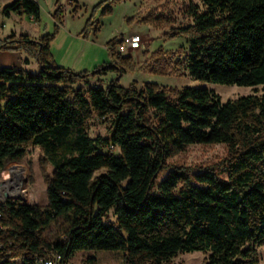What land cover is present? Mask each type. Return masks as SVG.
<instances>
[{
	"label": "trees",
	"instance_id": "1",
	"mask_svg": "<svg viewBox=\"0 0 264 264\" xmlns=\"http://www.w3.org/2000/svg\"><path fill=\"white\" fill-rule=\"evenodd\" d=\"M124 1H99L80 35L97 34L96 13L111 15ZM199 1L202 9L189 6L186 26L155 14L137 20L167 29L166 39L187 41L180 58L183 48L168 56L153 52L148 73L181 77L187 70L198 81L262 86V93L221 102L205 88L148 82L139 88L136 81L122 87L117 78L104 88L93 85L90 78L132 71V59L115 52L114 37L105 44L111 61L91 71L54 65L50 42L63 22L61 0H55L51 33L0 37V52H21L26 64L34 59L39 66L36 74L0 67V170L30 148L40 149L42 163L52 167L45 206L0 201V264H39L37 258L54 254L67 264L80 251H123V264H171L178 254L196 251L207 255L204 264H258L256 248L264 246V0ZM78 9L75 4L72 12ZM1 13L40 22L34 0H12ZM94 117L108 124L107 137L89 136ZM217 144L226 147V157L216 166L195 171L168 162L190 145ZM112 207L115 223L105 219ZM54 222L61 223L50 240L44 234ZM80 264L97 261L87 257Z\"/></svg>",
	"mask_w": 264,
	"mask_h": 264
},
{
	"label": "rangeland",
	"instance_id": "2",
	"mask_svg": "<svg viewBox=\"0 0 264 264\" xmlns=\"http://www.w3.org/2000/svg\"><path fill=\"white\" fill-rule=\"evenodd\" d=\"M7 0H0V24H4V36L9 35L10 31L19 34L22 29L23 34H32L34 25L28 20L29 16L22 14L21 22L16 18L18 15L12 17H5L1 11ZM66 2V0H64ZM80 10L77 16H74L70 11V7H74L76 3L71 2V5L65 3L66 18L73 16L75 25L85 16L91 13V9L101 0H76ZM197 5L202 9L199 0H125L119 4H114V13L111 16H101L96 13L95 17L99 23L98 41L106 42L119 35L128 37L131 33H137L141 38V45L139 47L140 58L132 54L133 62L135 63V70L127 71L125 74L118 76L116 73L108 72L98 81L90 78L93 85H101L102 88L106 84L117 78L120 86L127 87L132 81H136L137 87H141L143 83H155L160 87L170 89H180L182 87H197L205 88L213 94L219 96L221 102L228 99H235L241 96L250 94H260L263 91L262 86L258 87H240V86H224L218 84H210L193 79L187 70L183 71L181 77L174 76H160L150 74L147 71L154 60L155 56L151 54L158 49L166 56L183 48L181 53L177 56L180 58L184 55L187 48V41L185 37H177L174 39L164 38V33L168 30H157L147 25L138 24L137 20L147 14H155L167 17L170 19L172 25L186 26L191 24V19L188 16V8L190 5ZM52 7L50 0H45L40 6V23L48 25V33L53 31L51 24L50 13ZM125 16V17H124ZM71 20V18H70ZM129 20V21H128ZM83 25H81V29ZM2 30V29H1ZM19 32V33H18ZM132 35V34H131ZM1 36V35H0ZM76 43L74 42L73 45ZM124 56L123 54H121ZM22 58H26L23 53L16 51L0 52V67H15L20 68L28 73L36 74L39 66L36 61L29 59L27 64L23 63ZM70 69L75 72L82 70ZM112 75V76H111ZM118 76V77H117ZM96 78V77H95ZM89 136L91 138H105L108 136V124L103 120L94 117L89 124ZM110 152H116V149H109ZM226 157V147L222 144L217 145H190L182 152L171 158L168 162L175 167H191L197 171L199 169L207 168L208 166H216ZM42 153L38 148H30L27 155L20 162L8 163L0 170V192L5 195H11V200L21 202L27 205L45 206L47 204L46 182L45 175L50 176L52 167L42 163ZM45 170V173L43 172ZM166 172H162L156 182L160 181ZM216 173L225 178L221 167L216 168ZM97 175V174H96ZM4 197V196H3ZM107 221L115 223L116 217L114 214V207H112L105 218ZM61 222H54L44 236L50 240L56 237ZM258 264H264V246L257 247ZM52 256V255H51ZM48 256V257H51ZM87 257L95 258L97 264H123L125 253L123 251H80L73 256L67 264H80L81 260ZM207 255L203 252H192L178 254L171 260V264H204Z\"/></svg>",
	"mask_w": 264,
	"mask_h": 264
},
{
	"label": "crops",
	"instance_id": "3",
	"mask_svg": "<svg viewBox=\"0 0 264 264\" xmlns=\"http://www.w3.org/2000/svg\"><path fill=\"white\" fill-rule=\"evenodd\" d=\"M11 1L12 0H7V1L3 2L2 4H4V6H5L6 4L10 3ZM34 1L39 5V8H40L41 4L45 0H34ZM68 1L69 0H66V2H68ZM70 1H72L78 5L76 0H70ZM66 2L64 0H61V3L63 4L64 11H65L64 17H63V22H62V25L59 26L58 31H57L54 39L50 42V53H51L53 64L56 66H59V67H63V68H72L75 70L78 69V70H82V71H91L92 69L100 66L103 63L110 62L111 61V54L105 46L107 41L102 42V43H101V41H98L97 37H98L99 33H97L95 35L93 33H90L88 35V37H86V38H84L82 35H80V32L82 30L81 25L84 26L85 20L88 18V14L85 15L77 23V25H75V22H73V20H72L73 16L66 18V10H67L65 8ZM50 4L52 7V11H51L49 16L51 19V14L55 8V0H50ZM115 9L113 7V13H114ZM72 10H73V7H70V11L68 9V12L72 13L74 16H77L78 15L77 13L80 11V10H78L77 13L74 14L72 12ZM13 14L18 15L20 18H16V20L18 22H21V19H22L21 17L23 15L18 14V13H10L8 18L12 17ZM70 18H71V20H70ZM96 18L97 17H95V20H96ZM28 20L30 22H32L30 17L28 18ZM51 24L53 27L54 22L52 19H51ZM33 25H34V28L32 29L33 30L32 34H26V35H29L30 37H32L34 39H38L42 35L48 33L47 32L48 31V25L42 24L40 22L39 23H33ZM3 29H4V24L1 22V24H0V35L1 36L0 37H4ZM19 32L23 33L22 29L19 30ZM10 33L16 34V32H14V31H10ZM131 34H137V33H131ZM131 34H129V35H131ZM5 36H7V35H5ZM121 36H124V35H122V34L119 35L117 37V39ZM74 42L76 43L75 45H73ZM131 53H134V55H136L138 60H139V58H140L139 49L129 51L125 55L130 56L132 59ZM24 56H26V55L24 54ZM26 59L27 58H22V61L25 64H26V62H25ZM32 60H34V59H32ZM28 62H29V59H28ZM132 62H133V59H132ZM133 70H135V63L134 62H133ZM103 76H105V75H103ZM103 76H100V78ZM100 78L94 77V79H96L98 81H102V80H100Z\"/></svg>",
	"mask_w": 264,
	"mask_h": 264
},
{
	"label": "built area",
	"instance_id": "4",
	"mask_svg": "<svg viewBox=\"0 0 264 264\" xmlns=\"http://www.w3.org/2000/svg\"><path fill=\"white\" fill-rule=\"evenodd\" d=\"M68 5H71L70 0L67 2ZM118 44H116L114 50L118 54H127L129 51L137 50L141 44V38L138 34L128 35V37L121 36L118 38ZM109 149H114L112 146ZM4 196V197H3ZM11 195H5L0 192V201L11 200ZM14 201V200H12ZM21 203V202H20ZM40 264H61V257L57 254L52 255L51 257L37 258L36 259Z\"/></svg>",
	"mask_w": 264,
	"mask_h": 264
},
{
	"label": "bare ground",
	"instance_id": "5",
	"mask_svg": "<svg viewBox=\"0 0 264 264\" xmlns=\"http://www.w3.org/2000/svg\"><path fill=\"white\" fill-rule=\"evenodd\" d=\"M40 264V263H39Z\"/></svg>",
	"mask_w": 264,
	"mask_h": 264
}]
</instances>
